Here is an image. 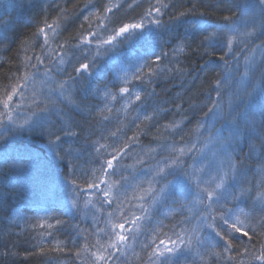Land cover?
<instances>
[{
  "label": "trees",
  "instance_id": "16d2710c",
  "mask_svg": "<svg viewBox=\"0 0 264 264\" xmlns=\"http://www.w3.org/2000/svg\"><path fill=\"white\" fill-rule=\"evenodd\" d=\"M162 2L175 7L162 9L165 14L161 16L153 12L151 17H147L145 13L150 5H156V0H0V17L6 21V25L0 30V38L6 37L4 44H0V99L4 98L6 91H11L13 85L19 84V92L13 97L10 105L16 125L29 118L30 113L36 111L37 104L42 107L46 99L55 101L56 107H64L60 103L64 97L60 95L59 85L67 79V74H60L57 71L56 58L60 54V46L67 47L65 41L81 31V24L83 23L84 29H88L90 23L91 31L98 35L93 40L90 50L83 52L88 59H79L82 55L80 50L76 51V57L79 63H91L95 59V64L90 72L84 73V79L78 85H66L65 96L71 94L72 98L78 101L79 97L75 95L77 89L81 95H84L87 89L90 90L89 105L99 102L97 111L105 109L102 115L90 121L93 125L90 131L95 133L90 139L99 141L96 148L99 145L106 146L97 153L93 147L80 140L75 145L78 155L74 154V157L65 160L58 159L55 155L57 150L49 149V137L40 131L42 124L45 127L49 126L46 123L47 114L34 118L32 131L25 128L7 133L0 128V132H4V139L0 140V165H3L6 159L19 160L24 165L22 168H12L9 171H4L0 167V185L5 183V177L11 181L7 184L6 192L0 191V264H86L92 257L89 252L82 250L83 246L86 243L94 245L97 239L107 244L112 223L124 222L121 219L122 213L129 221L133 216L143 219L139 223L136 239L133 240L129 235L128 245L124 246L123 253H117L120 256L117 264L125 262L142 264V260H147L146 251L142 249L144 243H152L153 240L158 243L157 237L165 241L168 237L175 239L171 225L180 218L177 215L178 209L153 204L150 199L151 193L146 191L150 187L149 181L152 180L153 192L158 191L160 186L167 185L170 194L174 193L185 201L194 200L197 189L194 183L176 181L172 176H168L166 181L153 179L156 160L160 156H167L168 152L161 151L159 145L163 141L156 140L157 128L153 126V121L151 119L145 121L143 118L146 115L152 116L153 106L167 109V112H160L158 120L160 133L167 135L172 129H165L164 126L180 119L178 115L173 117L171 101L177 94L184 95L185 90L192 85L190 81H185L181 87L179 79H171V75L176 73H171L169 77L157 79L149 85V90L154 89L156 96L149 103L141 104L135 100V93L140 92L142 96L144 93L141 82L134 79V74L140 68H143L144 72L148 71L143 67L146 61L150 62L152 67L159 65L161 69H174L178 64L183 68L201 64L202 60L199 57L190 56L187 51L172 55L175 37L182 33L199 35L205 31L212 32L217 28H224V16H239L245 6L255 4L256 0H226L229 6L238 5L231 6L230 11L220 3V0H162ZM193 5H196L197 15L169 21V16L188 11ZM105 8H111L112 11L106 12ZM86 16L89 17L88 20L84 19ZM156 19L162 20L163 23L159 26L151 23ZM45 20L48 24L59 20L57 30L49 32V43L46 46L42 37L38 43L31 39L37 28L43 27ZM125 23H143L144 28L130 30L125 36L117 37L111 47L100 43L114 35ZM84 35L87 36V31H84ZM34 43H37L35 54L42 53L45 57L52 58L53 71L45 75L43 67L39 71L29 69L34 73V78L27 81L17 80V76H23L25 71L22 66L24 56L34 55L32 51ZM70 43L75 45L77 41L71 40ZM162 53L168 55L162 56L161 64L155 57L161 56ZM242 58L241 56L240 60ZM67 59L71 57H66ZM32 63H36L35 59ZM79 63L73 60L71 65L64 64L60 67H67V71L71 73L72 68L78 67ZM207 64L213 67L211 70L213 78L222 70V65L219 67L218 55L209 58ZM239 79L240 76L237 75L232 83L233 88ZM144 82L147 83V79ZM121 87H129L132 95L120 93ZM97 88L99 92L96 91ZM20 92L23 94L22 97ZM106 92L111 95L106 97ZM113 96L115 99H112ZM0 111H4L2 104ZM138 116L140 119H137ZM72 118L82 123L78 110L73 111ZM56 119L55 115L50 116L49 123H56ZM5 123L9 124V127H15L6 118ZM188 127L194 128L195 120ZM113 133L115 135H112ZM134 136L138 143L133 144L129 140ZM188 140L187 145L177 144L176 147H190L192 142L197 141V134L194 132ZM125 142L130 145V152L129 149H125L129 154L121 153L118 156L117 161H114V171L101 172V165L111 158L115 149L123 147ZM67 146L66 143L64 147ZM197 147H200L199 143ZM148 149H155V152H148ZM146 164L152 165V168L146 167ZM86 177L88 182L106 181L100 183V189L106 188L108 184L112 185L111 206L99 189L91 193L83 192ZM96 177L100 180H96ZM72 179L77 180L79 190L70 183ZM207 202L205 199V203ZM168 203H171V199ZM142 204L144 208L149 209L148 212L141 210ZM184 215L189 213L185 211ZM57 220L61 223L57 224ZM45 221L53 227L51 229L37 227L35 230L30 228L32 224ZM197 224L198 221L192 219L191 224L186 227L191 231ZM131 227L134 226L126 225V228ZM48 231L53 233V239L48 240L45 236V246H54L57 242L67 243L73 249L72 255L56 252L39 254L38 247L34 248L33 245L37 244L40 233ZM200 235L211 240L215 234L211 229L204 228ZM219 239L216 237V240ZM77 250L81 251L80 257L75 255ZM8 251L17 252L19 255H5ZM91 251L94 252L95 248ZM25 252L36 254L25 255ZM134 253H139L140 258ZM187 259L188 264H192L194 258L189 256ZM180 264H184L183 258ZM195 264H199L198 259ZM211 264H215L214 259Z\"/></svg>",
  "mask_w": 264,
  "mask_h": 264
},
{
  "label": "snow or ice",
  "instance_id": "6c2138e0",
  "mask_svg": "<svg viewBox=\"0 0 264 264\" xmlns=\"http://www.w3.org/2000/svg\"><path fill=\"white\" fill-rule=\"evenodd\" d=\"M220 3L229 11L231 6L238 7L235 4L227 5L226 0H220ZM156 5H150L145 13L147 17H151L153 12L161 16L165 14L162 9L175 7V5L164 4L162 0H156ZM105 11L111 12L112 9L105 8ZM191 15H197L196 5L188 11L169 16V21ZM199 15H206V13H199ZM84 19L88 20L89 17L86 16ZM223 20L224 28H217L212 32L205 31L199 35L182 33L175 37L172 55L176 56L187 51L190 56L199 57L202 60L201 64L191 68H183L178 64L174 69H161L159 65L152 67L150 62L146 61L143 67H146L148 71L144 72L143 68H140L134 74V79L141 82L144 93L143 96L140 92L135 93V100L141 104L149 103L156 96L154 89L149 90V85L157 79H164L171 73H176L171 75V79H179L181 87L185 81L191 82L192 87L186 89L184 95L177 94L171 101L173 117L177 115L180 117L178 121L164 126L165 129H172L171 132L162 135L158 126L160 112H167V109L153 106L152 116L146 115L143 119L153 121V126L157 128L156 140L163 141L159 145L161 151L168 152L167 156H160L156 160L153 179L159 178L161 181H166L168 176H172L176 181L194 183L197 189L196 198L185 201L174 193L170 194L167 185H162L158 191L153 192L152 180L149 181L150 187L146 191L151 193L152 203L178 209L177 215L180 218L171 225L175 239L168 237L165 241L157 237L158 243L153 240L152 243L142 245V249L147 254V260H142V264H157V262L180 264L181 258L184 259V264H188L189 256L194 258L192 264H195L197 259L199 264H211L213 259L215 264H264V0H256L255 4L245 6L239 16H224ZM151 23L159 26L163 21L156 19ZM5 25L6 21L0 17V30ZM58 27L59 20L54 21L53 24H48L45 20L43 27H38L31 39L38 43L42 37L43 44L46 46L49 43V32H55ZM80 27V32L65 41L67 47L60 46L61 51L56 58L57 71L60 74H67V79L59 85L60 95L64 97L60 103L64 107H56L55 101L46 99L42 107L37 104L36 111L30 113L29 118L23 123L16 125L10 105L13 97L19 92V84L13 85L11 91H6L4 98L0 99L4 109L0 111V128L7 133L25 128L32 131L34 118L47 114L46 123L49 126L45 127L42 124L40 131L49 137V149L57 150L55 155L61 160L77 154L75 145L80 140L93 147L97 153L106 147L99 145L96 148L99 141L90 139V136L95 134L94 131H90L93 127L90 121L102 115L105 110L97 111L99 102L89 105L90 90L87 89L84 95H81L77 89L75 95L79 97L78 101L74 100L71 94L65 96L66 85H78L84 79V73L90 72L95 64V59L91 63H79V59H88L83 52L90 50L93 40L98 35L91 31L90 23L88 29H84L83 23ZM143 28V23H125L114 35H110L107 40L100 43L111 47L117 37L125 36L130 30ZM84 31H87V36L84 35ZM5 39L6 37L0 38V44H4ZM71 40H76L77 43L73 45L70 43ZM37 43L32 45L34 55L24 56L22 66L25 71L23 76H17V80L27 81L29 78H34V73L29 69L39 71L43 67L45 75L53 71L52 58L45 57L42 53L35 54ZM241 44L243 47H240ZM78 50L82 52L79 59L76 57ZM167 55L162 53L161 56H156L155 60L162 64V56ZM217 55L220 61L219 67L222 65V70L213 78L211 75L213 67L208 66L207 60ZM241 56L244 68L242 73H240ZM66 57L71 59L66 60ZM33 59L36 61L35 64L32 63ZM73 60H76L79 66H74L71 73L67 71V67H60L64 64L71 65ZM17 71L19 72V68ZM237 75L240 79L233 88L232 83ZM145 79L147 83L144 82ZM104 87L106 88L107 85ZM96 91L99 92V88ZM119 92L132 95L129 87H121ZM19 94L23 96L22 92ZM109 95L111 94L105 93L106 97ZM112 99L115 97L113 96ZM69 105L73 107L69 108ZM74 110L79 111V119L82 123L72 118ZM52 115L57 118L54 124L49 123V117ZM5 118L15 127H9V124L5 123ZM137 119L140 117L138 116ZM193 120H195V127L189 128L188 125H191ZM4 132H0V140L4 139ZM194 132L197 134L196 142H192L190 147H176L177 144L187 145L188 138H191ZM129 140L133 144L138 143L135 136ZM66 143L68 146L65 148ZM197 143L200 144L199 148ZM125 149H129L130 152L128 142L114 150L111 158L101 165L100 171L104 173L108 170L114 171V161H117L118 156L121 153L129 154L125 152ZM148 152H155V149H148ZM23 166L22 161L7 159L3 165H0L4 171ZM145 166L152 168L149 164ZM75 173L76 167L73 168V175ZM95 179L100 180L99 177ZM4 181L5 183L0 185V191L6 192L7 184L11 181L7 177ZM70 183L78 190L80 189L76 179H72ZM100 183H106V181L100 180ZM100 183L88 182L86 177L83 192L91 193L99 189L108 205L111 206L112 185L108 184L106 188L100 189ZM169 199H171L170 204ZM140 207L144 212L149 211L143 204ZM185 211L189 215H184ZM121 219L124 222L112 223L107 244L97 239L94 245L86 243L83 246L82 250L89 252L92 257L86 264H117L120 261L117 253H123L124 246L128 245L129 235L133 240L136 239L137 229L143 217L133 216L129 221L122 213ZM192 219L198 221V224L189 231L186 226L191 224ZM56 223L60 224L61 221L57 220ZM127 224L134 227L126 228ZM37 227L51 229L53 225L46 221L30 225L32 230ZM204 228L214 232L215 235L211 240L200 235ZM45 236L48 240H52L53 233L50 231L40 233L37 244L33 245L34 248L38 247L39 254L56 252L72 255L73 249L67 243L57 242L54 246H45ZM216 237L220 239L216 240ZM15 246L14 242L13 247ZM92 248H95L94 252L91 251ZM34 254L36 253L25 252V255ZM5 255H19V253L8 251ZM75 255L80 257L81 251L77 250ZM134 255L140 258L139 253Z\"/></svg>",
  "mask_w": 264,
  "mask_h": 264
},
{
  "label": "rangeland",
  "instance_id": "374dc122",
  "mask_svg": "<svg viewBox=\"0 0 264 264\" xmlns=\"http://www.w3.org/2000/svg\"><path fill=\"white\" fill-rule=\"evenodd\" d=\"M240 61H241L240 73H242L244 71V68H243V58Z\"/></svg>",
  "mask_w": 264,
  "mask_h": 264
}]
</instances>
